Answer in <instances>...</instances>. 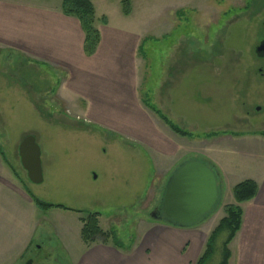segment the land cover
<instances>
[{"label":"rangeland","instance_id":"374dc122","mask_svg":"<svg viewBox=\"0 0 264 264\" xmlns=\"http://www.w3.org/2000/svg\"><path fill=\"white\" fill-rule=\"evenodd\" d=\"M128 1L130 17L120 13V3L97 4L94 27L108 41L100 22L105 16L110 30L120 33L118 46L107 54L111 63L135 59L137 42L145 37V57L138 55L144 68L139 64L137 79L133 76L136 105L133 83L117 75L94 76L82 48L57 54L74 68L77 79L70 84L68 69L0 47V264H18L27 251L37 253L36 261L47 255L44 264H71L65 247L76 253L81 220L89 214H99V228L115 235L109 243L128 245L143 228L159 223L150 215L168 178L163 171L180 158L205 159L218 171L222 198L211 215L215 227L225 216L222 209L234 204L231 188L260 176L264 60L254 51L264 40V0ZM11 4L61 13L59 0H0V7ZM7 34L0 21V39ZM81 93L113 111L101 119L106 125L98 118L97 125L87 122ZM142 98L191 138L167 128L161 134L166 141L159 139L156 123H164ZM126 102L128 116L122 111ZM27 136L40 151L39 184L28 180L18 156ZM135 145L178 146L163 148L164 164L153 150ZM31 198L71 211L41 212ZM241 211L243 232L228 246L230 264H264V224H250V211ZM228 234L216 237L206 264H220Z\"/></svg>","mask_w":264,"mask_h":264},{"label":"crops","instance_id":"0c3cea01","mask_svg":"<svg viewBox=\"0 0 264 264\" xmlns=\"http://www.w3.org/2000/svg\"><path fill=\"white\" fill-rule=\"evenodd\" d=\"M89 1L94 7L95 18V6L97 4L109 7L122 2V0ZM0 9V21L3 28L7 31V35H9L7 40L6 38L0 39V47L2 49L13 53H25L30 55V58L33 60H42L45 64L58 65L66 68L72 74L69 83L71 84L76 81L77 75L72 65L67 60L57 55L80 51L83 47L84 35L82 34L80 25L76 19L62 16L58 10L48 7L33 8L28 6V8H23L17 4H11L8 6L1 5ZM130 15L124 17H130ZM104 27V32H106L105 38H107L108 41H105L103 36L99 34L100 41L96 51L88 58L93 62L90 64L94 68V70H92L93 75H102L103 78L109 75H117L121 79L127 78L128 83H133L131 96L134 97L132 102L136 105V97L137 95L139 96V88L134 84L133 76H136L137 79L138 71L140 69L139 64L142 63L141 66L143 69L144 62L138 57V49L135 59L130 58L128 61L124 62L122 58L119 57L117 58L118 61L112 63L111 61L109 62V56L107 54L110 52L111 48L114 49L118 46L117 39L120 33L116 31L112 32L110 30L107 18ZM12 31H14L13 34H11ZM145 42V37L140 36L139 41L137 42V47L139 48L141 46L143 48ZM113 67H116V71L114 72H112ZM123 87L127 86L125 85ZM126 90H129V88ZM126 92L128 93V91ZM79 95L81 96V100L86 102V105L84 104L85 109L81 110V112L86 116L87 122H90L92 125H97L95 119L98 118L102 125H106L108 121H103L101 119H107L113 111L106 107L93 105L90 95L87 96L84 93L78 94V96ZM129 109V104L126 102L122 109L123 114L128 116ZM123 114L122 117L124 116ZM142 115L144 117L143 113ZM155 130L156 135H159L160 137L158 136V138L161 140L163 139L161 137V134L164 132L163 130L169 132L167 127L164 126V124L162 125L160 121L156 123ZM165 139L166 138L163 140ZM135 146L136 148L144 150L151 149L156 155H160V160H163V148L165 146L166 148H168V146H174L176 148L178 145ZM181 159L182 158L175 162L173 161V163L170 164V167L167 170L164 169L163 172H166L169 176L173 170L184 161ZM163 162L165 164L166 161L163 160ZM248 180L255 182L257 185V193L253 200L244 203L239 207L241 209L247 208V210L250 211V224L252 223L253 225L260 226V224H264V166L260 171L259 177L254 176ZM243 181L241 180V182ZM7 185L18 191L13 183L10 182ZM211 215L199 225L187 229L175 228L162 223H157L151 227L148 226L147 228H143L142 231L140 229L141 232L139 233V236H135V238L125 246H115L113 243L111 244L109 242L104 245L95 243L86 246L81 242L79 232L80 243L76 253L72 254L68 246L65 247V251L71 264H195L204 251L210 233L217 227L213 226V217ZM224 217L225 216L220 218V220ZM242 232L243 229L240 227L232 242L229 244V247L239 236L242 235ZM64 235L67 236L68 234H62L63 237H65ZM25 247H28V240ZM230 260L231 253L228 264H230Z\"/></svg>","mask_w":264,"mask_h":264},{"label":"water","instance_id":"95a60500","mask_svg":"<svg viewBox=\"0 0 264 264\" xmlns=\"http://www.w3.org/2000/svg\"><path fill=\"white\" fill-rule=\"evenodd\" d=\"M255 55L264 58V41L255 48ZM21 167L32 184L42 181L40 151L32 136L18 146ZM222 183L216 170L196 158L184 160L168 176L161 191L152 220L167 226L187 229L206 220L219 206Z\"/></svg>","mask_w":264,"mask_h":264},{"label":"trees","instance_id":"16d2710c","mask_svg":"<svg viewBox=\"0 0 264 264\" xmlns=\"http://www.w3.org/2000/svg\"><path fill=\"white\" fill-rule=\"evenodd\" d=\"M37 1V0H33ZM60 1V12L65 17H71L76 19L79 22L80 28L84 35V42L82 51L85 57H91L99 44L100 35L99 32L95 29V13L94 7L89 0H59ZM121 13L123 16H129L131 13L130 3L128 0H124L121 3ZM100 22L102 25H106V18L101 17ZM142 47L138 48V53L145 57L142 52ZM142 105L155 114L159 120H161L164 125L176 136L181 138H191V135L181 131L178 127L173 125L169 122L159 110H157L154 106H152L146 98H142L141 100ZM205 165L210 168L216 170V168L207 160L205 159H198ZM217 175L220 177L218 171L216 170ZM221 182V178H220ZM257 193V185L255 182L251 180H245L236 184L231 189V195L234 204L226 205L224 207V214L225 217L220 220L217 227L210 233L206 245L204 247V251L198 258L195 264H206L207 261L211 258L213 254V246L216 237L223 232L224 230L229 231V234L223 244V253H222V260L220 264H228V260L230 258V252L228 249L229 244L232 242L235 234L239 231L241 226V216L242 211L239 207L244 203H248L253 200ZM34 206L40 210L41 212H46L52 209H59V210H68L71 211L63 206L60 205H52L41 202L36 198H31ZM98 217L99 214H89L84 220H81L82 227L80 230V240L81 242L86 245L92 244H107L109 240L115 241V235L111 232H104L98 226ZM115 246H118L113 242Z\"/></svg>","mask_w":264,"mask_h":264},{"label":"flooded vegetation","instance_id":"af4514ba","mask_svg":"<svg viewBox=\"0 0 264 264\" xmlns=\"http://www.w3.org/2000/svg\"><path fill=\"white\" fill-rule=\"evenodd\" d=\"M263 41L264 40L260 41L259 44H261ZM260 59L264 60V58H260ZM25 251H27V249H24V252ZM26 253L27 254L24 257H22V255L19 257L20 259L22 257V259H21L20 263H18V264H38L39 262L42 264L47 263V255H42L40 257V260L36 261L35 259H37V253L34 255L29 254V256H28V251ZM19 258H18V260H19ZM54 264H57V263L55 262Z\"/></svg>","mask_w":264,"mask_h":264}]
</instances>
